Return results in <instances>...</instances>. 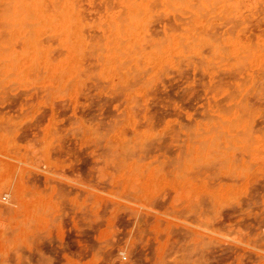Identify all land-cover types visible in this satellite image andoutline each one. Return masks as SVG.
Listing matches in <instances>:
<instances>
[{"label":"rangeland","instance_id":"1","mask_svg":"<svg viewBox=\"0 0 264 264\" xmlns=\"http://www.w3.org/2000/svg\"><path fill=\"white\" fill-rule=\"evenodd\" d=\"M0 264H264V0H0Z\"/></svg>","mask_w":264,"mask_h":264},{"label":"bare ground","instance_id":"2","mask_svg":"<svg viewBox=\"0 0 264 264\" xmlns=\"http://www.w3.org/2000/svg\"><path fill=\"white\" fill-rule=\"evenodd\" d=\"M204 199V198H203Z\"/></svg>","mask_w":264,"mask_h":264}]
</instances>
